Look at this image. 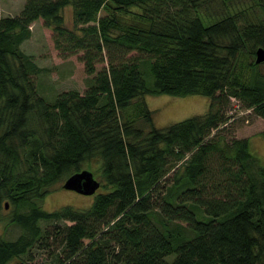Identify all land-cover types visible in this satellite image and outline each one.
I'll list each match as a JSON object with an SVG mask.
<instances>
[{
    "label": "trees",
    "instance_id": "16d2710c",
    "mask_svg": "<svg viewBox=\"0 0 264 264\" xmlns=\"http://www.w3.org/2000/svg\"><path fill=\"white\" fill-rule=\"evenodd\" d=\"M231 2L24 0L0 15V211L13 206L9 220L21 228L0 239V264L48 233L40 219L69 221L54 226L61 254L52 264H264V165L254 166L247 137L218 131L231 97L264 117L254 61L264 17L245 19ZM38 18L88 74L104 49L107 64L83 93L49 101L38 92L44 67L20 48ZM132 50L147 59L151 86ZM243 50L252 57L247 78L234 69ZM154 93L205 95L208 108L159 127L144 100ZM84 166L100 177L89 206L35 204Z\"/></svg>",
    "mask_w": 264,
    "mask_h": 264
},
{
    "label": "rangeland",
    "instance_id": "374dc122",
    "mask_svg": "<svg viewBox=\"0 0 264 264\" xmlns=\"http://www.w3.org/2000/svg\"><path fill=\"white\" fill-rule=\"evenodd\" d=\"M24 0H0V15L16 14L23 5ZM234 6L232 9L242 10L238 14L245 16V19H260L264 17V0H232ZM65 25L72 26L71 8L65 6L62 12ZM99 15L104 14L101 9ZM31 35L23 40L20 48L25 52L34 54L35 61L44 67V70L34 75L38 92L47 100L52 101L55 96L63 91L75 89L83 93L85 88L91 83L92 76L95 72L106 66L107 59L102 50V60L94 63L95 70L88 74L84 70L81 60L77 53H70L62 56L54 46L53 31L44 25L43 19L34 20L31 25ZM78 52V51H77ZM139 68L143 71L146 84L152 85V76L149 71L145 70L146 60L141 58L144 54L132 50L128 55H137ZM252 57L247 50L240 51L236 56L235 72L239 73L242 78H247L252 70L249 62ZM259 74H264V62H260L255 68ZM144 100L147 106L153 111V121L156 126H164L170 122L183 119L195 114L204 113L208 108L209 98L201 94H187L182 96L170 95L167 93L145 94ZM226 114L228 115L225 123L219 126V132L225 135L227 139L231 137H247L249 151L256 159V164L264 165V117L254 112L251 108L245 107L241 101L231 97ZM137 120L142 121L139 117ZM212 130L211 134L215 132ZM258 163H257V162ZM179 163V162H178ZM84 168H88L84 166ZM89 169V168H88ZM93 170V168H90ZM94 177L99 180L97 170H93ZM168 174V173H167ZM166 174V175H167ZM170 175V174H168ZM64 178L52 184L48 192L41 198L35 200V204L42 209L53 210L61 208L64 205L82 209L90 205L93 194L86 195L72 189H66L61 186ZM99 187L96 189L98 191ZM13 206L1 209L0 211V239H14L20 232L21 228L16 223L10 222ZM41 229L48 232L32 248L26 252L18 254L7 264L16 260H25L28 264H52L57 255L61 254V241L58 237L53 236L55 225L69 223L68 220H39ZM84 239V242H87Z\"/></svg>",
    "mask_w": 264,
    "mask_h": 264
},
{
    "label": "water",
    "instance_id": "95a60500",
    "mask_svg": "<svg viewBox=\"0 0 264 264\" xmlns=\"http://www.w3.org/2000/svg\"><path fill=\"white\" fill-rule=\"evenodd\" d=\"M256 63L264 61V48L259 45L255 49ZM100 182L93 175V172L88 168H82L69 174L62 182L61 186L66 189H72L79 193L90 195L93 194L99 187ZM4 206L7 207V202H4ZM10 264H27L23 260H16Z\"/></svg>",
    "mask_w": 264,
    "mask_h": 264
}]
</instances>
